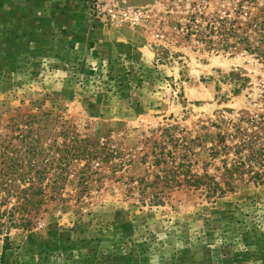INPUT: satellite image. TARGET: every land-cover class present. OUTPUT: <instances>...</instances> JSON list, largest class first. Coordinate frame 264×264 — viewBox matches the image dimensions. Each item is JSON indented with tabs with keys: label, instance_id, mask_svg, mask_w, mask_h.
Returning <instances> with one entry per match:
<instances>
[{
	"label": "rangeland",
	"instance_id": "rangeland-1",
	"mask_svg": "<svg viewBox=\"0 0 264 264\" xmlns=\"http://www.w3.org/2000/svg\"><path fill=\"white\" fill-rule=\"evenodd\" d=\"M125 1L144 21L119 25L132 40L103 50L57 36L23 0H0V167L18 154L28 175L32 162L61 177L32 227L0 234V264H264V177L211 197L164 184L165 165H152L171 150L176 162L186 152L191 172L214 173V124L264 110V64L202 22L245 27L264 0ZM231 73L247 78L238 95ZM165 128L190 151L159 143ZM84 139L96 158L75 150Z\"/></svg>",
	"mask_w": 264,
	"mask_h": 264
},
{
	"label": "trees",
	"instance_id": "trees-1",
	"mask_svg": "<svg viewBox=\"0 0 264 264\" xmlns=\"http://www.w3.org/2000/svg\"><path fill=\"white\" fill-rule=\"evenodd\" d=\"M245 13L246 19H248L245 27L237 24L235 18L225 16L214 19L204 18L202 22H206V19L209 20L203 28L209 29L208 34L212 33L218 36L227 34V37L236 38L232 46L239 44L241 51L254 55L264 64V13L253 16L249 12ZM198 25L199 29L192 27V30H198L200 36L204 37L200 31L201 25ZM188 28L185 27L187 32L185 36L192 34ZM225 46L227 47L226 44ZM230 76L231 78L236 76L235 84L237 81H241L240 85H235L232 89V93L238 95L245 86L244 81L247 78L235 73H231ZM261 96L264 104V82L262 83ZM214 126L217 132L207 149L210 159L219 163L214 165L215 172L208 173L204 165L201 174L193 173L191 172L192 164L187 159L186 152L182 153L180 161L176 162L175 155L171 150H168L164 156L162 153L154 155L152 164L157 165L160 162L165 165L162 169L163 175H161L164 184L202 187L207 196L220 197L233 191L236 188L235 181L242 180L241 177H249L254 181L264 177V110L260 113L239 116L235 120L222 118ZM160 137L159 143L186 147L187 152L190 151V148L187 147L189 140L185 136L177 137L176 133L170 132L168 128L163 129ZM79 142L83 144H80L75 150L81 147L80 150H83L81 153L84 152L89 160L97 157L99 147L95 141L84 139ZM95 143L96 147H93ZM159 143L154 142L157 147H160ZM13 156H6L0 167V234L5 233L6 239L10 229L17 227L29 229L34 225L33 219L38 214L40 206L47 199L55 198L52 194L46 198L45 189L48 186L50 190L59 187L58 183L61 178L41 177L46 165L42 169H38L37 164L32 162H28V164L29 169L34 172L32 175H28L30 173L24 172L23 165L19 162L21 156L18 154ZM25 175L30 177H21Z\"/></svg>",
	"mask_w": 264,
	"mask_h": 264
},
{
	"label": "crops",
	"instance_id": "crops-1",
	"mask_svg": "<svg viewBox=\"0 0 264 264\" xmlns=\"http://www.w3.org/2000/svg\"><path fill=\"white\" fill-rule=\"evenodd\" d=\"M27 6H33L34 13L40 20L51 24L49 30L57 36L62 37L74 45L81 43L79 36H86L93 41L97 47L103 50L107 46H116L132 40L131 35L118 26L110 31L103 22L92 23L81 13L83 0H23ZM91 22V23H90ZM94 24V25H93ZM79 45V44H78ZM120 54V52H118Z\"/></svg>",
	"mask_w": 264,
	"mask_h": 264
},
{
	"label": "built area",
	"instance_id": "built-area-1",
	"mask_svg": "<svg viewBox=\"0 0 264 264\" xmlns=\"http://www.w3.org/2000/svg\"><path fill=\"white\" fill-rule=\"evenodd\" d=\"M85 13L91 19L104 20L109 25H139L144 21V12L125 0H86Z\"/></svg>",
	"mask_w": 264,
	"mask_h": 264
}]
</instances>
